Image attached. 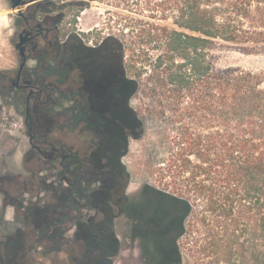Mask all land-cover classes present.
Returning <instances> with one entry per match:
<instances>
[{
  "label": "flooded vegetation",
  "instance_id": "flooded-vegetation-1",
  "mask_svg": "<svg viewBox=\"0 0 264 264\" xmlns=\"http://www.w3.org/2000/svg\"><path fill=\"white\" fill-rule=\"evenodd\" d=\"M2 1L16 61L0 75V107L23 108L29 148L23 154L27 175H2L0 183L12 182L17 196L30 194L21 207L30 215L34 209L37 221L14 236L40 257L12 250L14 238L4 234L1 264H23V258L35 264L44 258L49 264H183L174 242V206L148 186L130 188L123 156L137 122L123 83L120 47L112 38L73 34L65 1ZM89 194L95 207L89 206ZM93 233L100 236L102 252L88 242Z\"/></svg>",
  "mask_w": 264,
  "mask_h": 264
},
{
  "label": "trees",
  "instance_id": "trees-1",
  "mask_svg": "<svg viewBox=\"0 0 264 264\" xmlns=\"http://www.w3.org/2000/svg\"><path fill=\"white\" fill-rule=\"evenodd\" d=\"M209 2L192 0L190 5V0H181L173 16L180 29L150 27L149 41L158 50L153 56L141 53L126 63L121 44L123 83L130 106L141 70L149 65L147 109L165 123L167 151L165 167H160L166 188L153 187L152 193L175 208L178 258V240L193 200L200 199V221L210 243L227 248L233 264H264V69L220 65V56L209 52L224 45L264 56V29L244 28L220 17ZM130 108L139 127L136 134H142L143 120ZM88 198L95 207L91 194ZM88 242L102 252L97 233L88 235Z\"/></svg>",
  "mask_w": 264,
  "mask_h": 264
},
{
  "label": "rangeland",
  "instance_id": "rangeland-1",
  "mask_svg": "<svg viewBox=\"0 0 264 264\" xmlns=\"http://www.w3.org/2000/svg\"><path fill=\"white\" fill-rule=\"evenodd\" d=\"M56 1L60 4L65 1L69 5L66 10L71 24L68 26L73 34L82 37L93 34V39L97 38V40L112 38L113 42L120 47V60L122 58L121 44L123 45L126 63L141 53H148L152 56L158 53V50L155 49V42L149 41L148 31L153 25L175 26L173 16L178 13L181 2V0ZM209 3L217 8L220 17H226L244 28L264 29V0H210ZM190 5H192V0H190ZM7 14V7L0 0V40L4 45V55L0 58V75L4 71L14 69L13 65L16 61L13 55V46L9 40ZM220 43L225 44L226 42ZM209 52L220 56V65L242 66L256 71L264 69V56L262 55H245L224 45ZM141 65L140 62H137L139 69ZM148 68L149 65L142 68L139 89L130 100V106L138 111L143 120V132L137 137L129 138L128 149L123 156V163L130 174V188L133 192L143 186L166 188L162 169H160V167H165L163 165L167 157V151L163 144L165 123L160 117H153L147 109L149 103L146 94ZM22 109L13 104L0 107V155L4 156L8 163V170L4 166H0L1 178L2 175H6L7 178L13 180L18 174L27 175L23 167V163L27 165V162L23 161V154L28 150L29 144L23 124ZM135 128L136 132L139 128L138 124ZM46 174V171L42 172V175ZM6 187L9 189L8 194L5 192ZM16 192L17 189L12 182L3 185L0 183V236L8 234L14 238H9V245L14 244L11 247L12 250H19L20 253L21 250L25 251L26 249L30 254H34V257L39 258L40 255H35L33 247L31 249L24 248L20 240H15L14 233L18 229H26L28 225L35 226L37 221V213L34 209H32L33 215H30L21 207V205H27L28 199H31L30 194H21L20 192V196H17ZM193 202L195 204L193 212L185 222V233L178 240L182 263L233 264L228 257L227 248L216 247L210 243L204 225L200 221L199 213L203 206L202 200H193ZM46 210L48 209L46 208ZM60 211H64V209L60 208ZM78 211L86 210L79 208ZM45 219L47 220L46 217ZM47 223L48 221L43 225L46 226ZM239 254H241V250H239ZM20 260L23 261V264H35L33 260L31 263L25 262L24 258ZM43 260V264L50 263L49 259L44 258ZM116 264H118V259H116Z\"/></svg>",
  "mask_w": 264,
  "mask_h": 264
},
{
  "label": "built area",
  "instance_id": "built-area-1",
  "mask_svg": "<svg viewBox=\"0 0 264 264\" xmlns=\"http://www.w3.org/2000/svg\"><path fill=\"white\" fill-rule=\"evenodd\" d=\"M4 55V45L3 42L0 40V58Z\"/></svg>",
  "mask_w": 264,
  "mask_h": 264
},
{
  "label": "water",
  "instance_id": "water-1",
  "mask_svg": "<svg viewBox=\"0 0 264 264\" xmlns=\"http://www.w3.org/2000/svg\"><path fill=\"white\" fill-rule=\"evenodd\" d=\"M129 97H130V94L129 95H127V100L129 99ZM140 134H137V135H135V137H137V136H139Z\"/></svg>",
  "mask_w": 264,
  "mask_h": 264
}]
</instances>
